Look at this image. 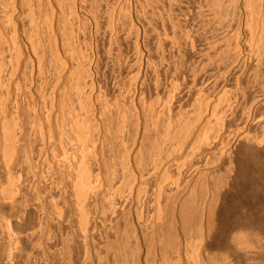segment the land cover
<instances>
[{
  "label": "bare ground",
  "instance_id": "6f19581e",
  "mask_svg": "<svg viewBox=\"0 0 264 264\" xmlns=\"http://www.w3.org/2000/svg\"><path fill=\"white\" fill-rule=\"evenodd\" d=\"M254 173L264 0H0V264H257Z\"/></svg>",
  "mask_w": 264,
  "mask_h": 264
},
{
  "label": "rangeland",
  "instance_id": "374dc122",
  "mask_svg": "<svg viewBox=\"0 0 264 264\" xmlns=\"http://www.w3.org/2000/svg\"><path fill=\"white\" fill-rule=\"evenodd\" d=\"M102 41L100 43V46H102L101 48H103L105 46L104 44L107 45L106 40H104L105 43ZM104 51H105V48L102 50V56H103L102 60L106 61L107 58H106V54L104 53ZM189 55L190 54H188V57H187L188 59H192L194 57V55H192V54L190 56ZM254 174H253V178L257 177V173H254ZM254 181L258 183V184H256L257 186H259L258 191L254 194H249L250 197L248 196V197L244 198L243 200H240V201L236 200V202L234 201V203H232V204H235V205L238 204V205L235 206V208H234L235 210L233 211L232 215L228 219H223V218L222 219L218 218V219H219V224L222 223L225 227L228 226L227 228H233V230H234V228L236 229L233 231L234 233L231 232L232 233L231 234L232 239H233V237L235 238L232 240V243H234L235 245H237V243H238V245H239L240 243H242V239L247 241L246 247H244L243 244H242L243 246L239 245V247L240 246L242 248L244 247L246 250V252H244L243 254L250 253V255H251V253H252V255H253V253H255L254 254L255 258L258 261H256V259H254L255 260L254 262H256L257 264H259V263L261 264V261H262V264H264V259H263L264 253H261V251H262L261 245L263 246V244H264V229L259 223H257L260 219L262 220L264 218V175L260 176V178L258 176L257 179ZM233 193H235V191ZM232 197L234 198L237 196H232ZM231 201L233 202V200L231 198H228V203H231ZM28 215L30 218L29 219L30 222L34 223L36 218H37V213L35 212V210H32V208H31L29 210ZM33 219H34V221H33ZM14 226H15V223H14ZM222 236L223 235L220 236V232H219V238L220 239H222ZM234 240L236 243L234 242ZM248 248H251V249L249 250ZM251 250H253V251H251ZM256 253H258V254L256 255ZM259 253L261 256L259 255ZM247 254H246V258L249 255V254L248 255ZM244 257H245V255H244ZM252 258H254V257H252ZM234 264H239V263H234Z\"/></svg>",
  "mask_w": 264,
  "mask_h": 264
}]
</instances>
